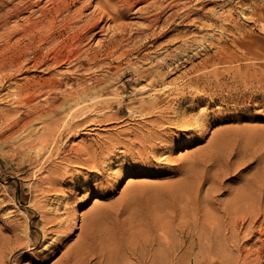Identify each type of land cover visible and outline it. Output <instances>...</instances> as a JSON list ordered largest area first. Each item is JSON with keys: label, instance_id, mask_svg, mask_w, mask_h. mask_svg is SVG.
<instances>
[{"label": "rangeland", "instance_id": "rangeland-1", "mask_svg": "<svg viewBox=\"0 0 264 264\" xmlns=\"http://www.w3.org/2000/svg\"><path fill=\"white\" fill-rule=\"evenodd\" d=\"M58 1L0 0V264H264V0H161L157 41L135 34L157 13L138 4L129 61L103 52L108 31L73 57L68 38L100 0L75 1L70 27ZM172 53L190 60L153 102L149 72ZM63 120L58 153L35 156L31 141Z\"/></svg>", "mask_w": 264, "mask_h": 264}, {"label": "bare ground", "instance_id": "bare-ground-1", "mask_svg": "<svg viewBox=\"0 0 264 264\" xmlns=\"http://www.w3.org/2000/svg\"><path fill=\"white\" fill-rule=\"evenodd\" d=\"M75 1L76 3L79 2L80 0H59L58 3L56 2V5L55 7L53 8V14L54 15H61L62 13H66L63 17H62V21L63 22V26L64 27H70L71 24H75L78 19L80 20V16H81V13L83 11V9H85V4H82V5H79V7H77V9L74 10L73 13H70V10L71 8L74 6L75 4ZM170 1V0H169ZM88 2V1H87ZM144 4L145 3V6H139V9L140 11H143L144 13L148 14L149 12L151 11H156L158 9H161L160 6L161 5V0H100L97 2L94 10H92L90 16L84 20L83 24L79 25V26H75L73 29V35H71L70 39L71 40V43L67 46L68 50L70 52H72V56L73 57H81V49H82V46H83V41L87 38L90 37L89 40H93L94 37L100 32V33H105V32H111V34H109L108 36V40L106 41V44H102L101 43V46L100 47H105V49L103 50L104 53L107 54H113L117 51H120V57H122L123 59H127L129 61V56L131 54V52L129 51L130 48L132 46H128V43L132 41V34H129L128 36L127 35V23L124 22V19L126 18V13L129 12L131 9H133L136 5L138 4ZM176 3L177 2H174V0H172V2L169 4V7L173 8V7H176ZM54 4V3H53ZM81 4V3H80ZM163 4V3H162ZM221 5V4H220ZM178 6V5H177ZM193 8V7H192ZM13 9V8H12ZM138 10V11H139ZM196 10V9H195ZM139 11V13H140ZM157 13L156 14H153V17H147L146 20H147V24L146 26L143 28H135L136 31H135V34L136 33H141L142 35L144 34V39H148L150 38L151 40H155L157 41V39L159 38H163L164 36H166L168 33H169V28H166L165 27H162L161 29H159L158 31H155L157 28H158V24L159 22L161 21L160 20V16H159V11H156ZM173 12V11H172ZM176 12V11H175ZM174 12V13H175ZM189 12V11H188ZM196 12V11H195ZM51 13V12H50ZM49 11L44 13V16L45 17H51ZM192 14V13H191ZM189 14V15H191ZM17 15V14H16ZM129 15V14H128ZM175 15V14H174ZM189 15H186L185 18H188ZM211 15V13H210ZM146 17V16H145ZM169 17V16H168ZM207 17V16H206ZM219 17V16H218ZM204 18V17H203ZM30 19V18H29ZM182 19V18H181ZM201 19V18H200ZM193 20V19H192ZM45 21V20H44ZM204 21V20H203ZM224 21V20H223ZM79 23V22H78ZM101 23H103L102 25H100ZM109 23V24H108ZM223 24V22H221ZM104 24H108V26L105 28L104 27ZM100 25V28L97 30V28L99 27ZM111 25V26H110ZM133 25V24H132ZM171 25V24H170ZM207 25V24H206ZM225 25V24H224ZM18 27V26H17ZM52 27V26H51ZM202 27V26H201ZM134 27H132L133 29ZM203 29V28H202ZM207 29V28H206ZM150 33L147 34V31H150ZM130 31V30H129ZM222 31V30H221ZM33 32V31H32ZM55 32V31H54ZM36 33V32H35ZM107 34V33H106ZM62 35V33H61ZM204 36V35H203ZM43 38H46L47 37V34L43 35L42 36ZM41 38V37H40ZM185 38V37H184ZM38 40V39H37ZM176 40V38H171V39H167L165 40L164 42H161L159 44H156V48H164L167 44H170L172 42H174ZM142 41V40H141ZM45 42V41H43ZM101 42V41H100ZM134 42V41H133ZM197 42V41H195ZM67 43V42H66ZM135 43H133L132 45H134ZM189 44V43H188ZM200 45V44H199ZM98 46V47H99ZM154 46V45H153ZM65 47V46H64ZM99 47V48H100ZM186 48V46H185ZM205 48V47H204ZM53 49V48H52ZM90 49V48H89ZM173 49V48H172ZM67 50V52H68ZM171 50V49H170ZM181 50V49H180ZM189 50V49H188ZM191 50V49H190ZM88 52V51H87ZM96 52V51H95ZM94 52V53H95ZM101 52V51H100ZM183 52H186V49H184V51H182V55H183ZM181 53V52H180ZM103 54V53H102ZM137 54V53H136ZM187 54V53H186ZM86 55V54H85ZM88 55V54H87ZM181 55V54H180ZM68 56V54L66 55ZM71 56V57H72ZM111 56V55H110ZM185 56V54H184ZM187 56V55H186ZM17 57V56H16ZM44 57V56H43ZM70 57V56H69ZM83 57V56H82ZM102 57V56H101ZM20 58V57H18ZM90 57H88L89 59ZM182 57H179L178 55L172 53V54H168V56L166 55L165 58H163V61L162 63H159L158 64H152L154 67L151 68V72H149V75L152 76L153 79H156L157 82H161V84H159L160 86L159 87H156V86H153V85H156L155 84V80H151L149 82V89L153 92L154 94V99H152V101H156L159 97V99H162L164 97H167L172 91L171 88H172V85L174 84L172 81L170 82H165V79L168 77V75L171 74V72H173V70H176V68L182 64V62H186V59H189L188 57H186L185 59H183L180 63H177L176 62L178 60H181ZM46 59L47 58H38L35 60V63L37 65L38 64H44L46 62ZM121 59V58H120ZM141 59H145V60H148L150 59V55L149 53L145 54V55H142L141 56ZM12 60V59H11ZM19 60V59H18ZM62 59L60 58V55L58 52H55L53 53V56H52V65L55 64V63H58L59 61H61ZM90 60V59H89ZM190 60V59H189ZM76 61V60H75ZM88 61V60H87ZM136 61V60H135ZM13 63V62H12ZM11 63V64H12ZM93 63V61H92ZM110 63V62H109ZM169 65V70L163 72L162 71V68H164L165 65ZM14 65V64H13ZM51 65V64H50ZM4 66V65H3ZM149 68H146L145 70H138V68H134L133 70L136 72V73H143L144 71L148 70ZM173 74V73H172ZM60 77V76H59ZM235 78V77H233ZM243 78V77H242ZM249 78V77H248ZM232 79V78H231ZM174 80V79H173ZM245 81V80H244ZM248 81V80H246ZM175 82L177 83V81L175 80ZM178 84V83H177ZM40 85V84H39ZM82 86V85H81ZM98 86V85H97ZM22 87V86H21ZM143 90H145V88L143 86H141ZM176 87V86H175ZM91 88V87H90ZM178 88V87H177ZM180 88V87H179ZM21 89V88H20ZM83 89V88H82ZM86 89V88H85ZM89 89V87H88ZM87 89V90H88ZM138 89V88H137ZM141 89V90H142ZM175 90V88H173ZM140 90V89H139ZM146 90H148V88H146ZM29 91V90H28ZM84 91V89H83ZM167 91H169V93H166ZM30 92V91H29ZM87 92V91H86ZM85 92V93H86ZM136 92V91H135ZM145 92V91H144ZM150 92V91H149ZM27 94V93H26ZM35 94V92H34ZM80 94V93H79ZM85 95V94H84ZM149 95V94H148ZM29 96V95H28ZM151 96V95H150ZM172 96V95H171ZM180 96V95H179ZM177 97V96H176ZM3 98V97H2ZM172 98V97H171ZM156 99V100H155ZM24 100V99H23ZM29 100V99H28ZM27 100V101H28ZM77 100V99H76ZM21 101V100H20ZM82 101V100H81ZM114 101V100H113ZM170 101V100H168ZM167 101V102H168ZM17 102V101H16ZM22 102V101H21ZM25 103H27L26 101H24ZM152 102V103H153ZM171 102V101H170ZM20 103V102H19ZM79 104V103H78ZM119 104V102H118ZM83 107V106H82ZM52 110V108H50ZM152 107L148 104L147 108H146V113L149 114H152V113H156L154 112H151ZM32 110V109H31ZM29 111V110H28ZM84 111V110H83ZM35 112V111H34ZM33 110L32 111H29L27 112L25 115L26 116H30V115H33ZM48 111H46L47 113ZM96 112V111H95ZM133 112V111H132ZM97 113V112H96ZM71 115V114H70ZM74 115V114H73ZM72 115V117H73ZM35 116V115H34ZM63 116V115H62ZM156 116V115H155ZM36 117V116H35ZM85 117V116H84ZM78 118V117H77ZM104 118V117H103ZM33 119V117H32ZM39 119V118H38ZM70 120V118H68ZM88 119V118H87ZM31 120V119H30ZM67 120V119H66ZM86 120V119H85ZM101 120V119H100ZM22 120L20 119H16V121L12 124V127L14 126H18L19 125V122H21ZM160 121V120H159ZM203 121V120H202ZM67 122L68 121H65L63 120L61 123H54L52 125H49V126H46V128H44V130L40 133V135L33 141H31L30 145L32 146V150H34V153H35V156H39V154L41 152H47L48 153V158H51L50 156H52L54 154V152L57 154L58 153V149H60V145H61V142L63 141V138H64V134L66 132V129L68 127L67 126ZM164 122V121H163ZM27 122H22V126L25 125ZM71 123V122H70ZM101 123V122H100ZM175 124V123H174ZM187 125H190V124H187ZM186 125V126H187ZM72 127V126H71ZM74 127V126H73ZM189 127V126H187ZM190 129V128H189ZM70 130V129H69ZM65 131V132H64ZM73 131V130H72ZM70 132V131H69ZM154 132V131H153ZM158 132V131H156ZM73 133H76V130L75 132ZM148 137H151L150 134ZM151 139V138H150ZM142 140V141H141ZM140 140V143L142 142V149L143 148V138ZM110 143V141H109ZM64 144H65V140H64ZM115 144L116 145H119V144H126V142H124L123 140L120 141L119 139H116L115 141ZM93 145V144H92ZM140 145V146H141ZM153 145V144H152ZM151 145V146H152ZM155 145V143H154ZM107 146V147H105ZM125 146V145H124ZM113 147L116 148V146L114 145ZM148 147V146H147ZM155 148V147H154ZM86 149V147H85ZM141 149V151H142ZM112 148H109L108 147V144L107 145H101V150L100 152L97 151V154L100 155V158L101 159H105L107 156H110L111 153H112ZM124 151V150H123ZM140 151V149L138 150ZM30 153V152H29ZM74 153V152H73ZM68 154V153H67ZM143 154V153H141ZM61 156V155H60ZM124 156V155H123ZM142 156V155H141ZM95 157V156H94ZM36 158V157H35ZM38 158V157H37ZM64 159V158H63ZM127 159V158H126ZM49 160V159H48ZM95 162V161H94ZM92 168H97L98 167V164H94L91 166ZM52 173L55 174V172H53V169L51 168L50 169ZM57 170V169H56ZM49 171V170H48ZM49 172V173H51ZM66 173V171H65ZM64 173V174H65ZM53 174V175H54ZM59 176L60 174H58V172L56 173V175H54V179L51 177V180H58L59 179ZM46 178V177H45ZM50 177L48 176L47 177V180L49 179ZM50 180V181H51ZM52 180V181H53ZM250 217H253V216H250ZM236 219V218H235ZM234 219V220H235ZM243 219V218H241ZM231 227V226H230ZM237 231V230H236ZM227 245V244H226ZM149 263V262H148Z\"/></svg>", "mask_w": 264, "mask_h": 264}]
</instances>
